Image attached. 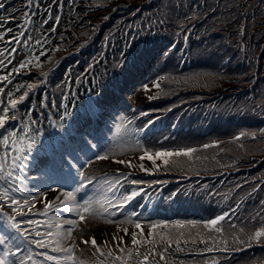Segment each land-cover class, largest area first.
<instances>
[{"label":"trees","instance_id":"1","mask_svg":"<svg viewBox=\"0 0 264 264\" xmlns=\"http://www.w3.org/2000/svg\"><path fill=\"white\" fill-rule=\"evenodd\" d=\"M2 2L8 12L4 14L5 17L12 13L13 17L19 20V24L11 22L4 29L0 28L4 35L8 33L9 28L12 31L19 29L28 32L34 26L32 17L36 18L35 47L34 50L24 53L22 62L30 61L25 67H32L41 76L49 73L52 66H61L50 80L57 96L63 99L67 96V100H63L64 104L74 105L85 117L89 97L102 106L107 103H118L121 99L120 92L127 90L130 83L140 75L147 60L156 55L166 61V66L159 72L154 68L155 74L160 72L166 74L170 80L168 86L176 88V92L185 91L187 94L185 93L183 98L195 103L189 104L179 127L180 131L169 134L167 127L166 136L154 135L145 138L143 142L146 147L159 149L197 143L201 136L198 125L202 119V110L209 108L212 112L213 109L218 113V120H224L225 123L220 127L221 124L213 120L214 123L208 128L213 135H219L216 139H225L224 142L208 151L198 152L194 158H187L188 160L186 157H174V165L185 166L190 172L208 175L217 168L233 167L236 161L234 155L238 149H242L247 156L256 155L257 165L238 174L228 193L230 194L235 185L240 191L251 190L256 179L264 178V0H2ZM25 5H31L32 8L25 11L22 9ZM62 9L58 36L52 37V26ZM16 11L19 13L16 14ZM2 15L0 11V16ZM241 29L243 35L238 31ZM177 36L187 37L188 44L180 38L182 42L178 49L170 51V44ZM220 40L223 42L218 43ZM145 47L149 49L144 50ZM5 48V52L11 49L9 46ZM223 50L225 52L229 50L230 54L233 52L235 60L229 64L225 63L226 54ZM181 54L191 63V67L184 72L178 70V58ZM30 80L28 78L19 81L20 88L11 91L12 98H18L26 92ZM70 84L72 89L68 92ZM210 94L213 96L211 101L203 102L202 106L200 103L197 104L205 95L210 98ZM38 98L41 102V96ZM46 99L51 100L50 97ZM167 106L157 103L152 108L164 109ZM205 121L203 119L202 124L205 125ZM127 122L128 117L125 116L123 128L135 133L137 122L133 120L131 125ZM243 131L255 133L256 136L253 138L248 135L240 142L233 143V135ZM135 135L139 137L138 134ZM165 140L167 142L163 143ZM252 166L253 164H248L245 167ZM245 180L246 185H241ZM212 186L206 185L193 191L191 204L187 205L190 210L184 211L193 214L186 219L178 218L184 222L183 226H174V223L165 216V207L161 208L162 216L158 222H164L167 227H157L156 235L157 230L162 228V236L172 234L177 240H183L187 248L192 250L197 237L209 239L212 245H221L220 241L229 231L239 235L241 227L251 231L264 225L262 189L260 194L254 195L253 203H249V200L244 203L245 207L248 205L249 210L254 209V213L249 217L250 223L240 222L242 217L238 221L226 223L224 235L204 229L206 218L211 212L208 206L214 195ZM213 203L215 204L214 200ZM244 213L245 211L242 212L243 215ZM249 214L247 212V215ZM252 220L255 221L251 223ZM189 221H198L199 224L193 226L187 223ZM230 224H235L236 228L230 229ZM181 233L184 237L180 235ZM160 237L161 235L155 239ZM241 238L246 239L245 236ZM232 246L236 245L229 238L228 247ZM206 258L196 257V264H204ZM183 260L184 264L189 262L194 264L189 261L190 256ZM223 264H264V246L235 255Z\"/></svg>","mask_w":264,"mask_h":264},{"label":"snow or ice","instance_id":"2","mask_svg":"<svg viewBox=\"0 0 264 264\" xmlns=\"http://www.w3.org/2000/svg\"><path fill=\"white\" fill-rule=\"evenodd\" d=\"M5 5L0 0V9H4ZM0 20H6L5 17H0ZM12 30L9 28L8 32ZM240 35H243V30H238ZM4 38V34L0 33V39ZM14 50V49H13ZM3 53L0 52V56ZM3 63V61H0ZM28 62H22L20 64L19 69H13V71L18 72L20 69H23ZM0 80H8L7 76L0 77ZM159 88V84L155 85ZM28 89H33L35 85L29 84ZM2 91V89H0ZM145 91H148V88L145 87ZM9 102L8 107L3 108V114H0V129H5L8 122L17 120V115L13 112L12 115H9V111L17 109L18 105H20L24 100L28 98L29 93L26 91L18 98H12V94L8 93ZM154 96H149L148 99H155ZM64 100H67V96L64 97ZM56 107L55 103L52 105ZM65 109H67V103L62 105ZM67 112H65V115ZM141 115H147L146 113H141ZM32 124L38 123V121H31ZM129 123H131L129 121ZM30 128L24 131L23 136H18V133L13 131L9 133V135L3 136L2 140H0V144H2L6 149L9 147V142L11 141V151L15 153L12 156L11 166L6 165L8 152L5 151L3 155H0V180L5 181L8 187L0 186V213H3V209L5 205L8 209H10L11 214L4 213L0 215V221L3 222V226L6 229V233H0V245L4 246V251L0 252V264H83L77 260L75 256V243H72L69 246L70 241L74 239V232L79 229L81 223L85 225L88 224L89 221L94 220H102L104 224H117L118 230L122 231L125 235L131 236V244L132 250H128L123 247L124 241L122 238L117 236H113V240L118 241L116 245V250L120 253H126L127 256L124 255H114V251L112 249L105 250L107 241H104L105 248H102L100 243H98L97 239L93 235L91 237V245L94 249L93 255L97 256L98 254V264H106L105 260L99 259V257H109L111 258V264H129V261L133 257V253L135 256L139 258L143 256L142 260L137 259V264H149V255L143 254L139 251V247L147 244H152L154 247L158 243L155 239L156 237V228L157 227H167V224L164 222H156L150 225L151 231L149 236L151 237L147 241L143 238V229L142 225L138 221H133L131 217L127 219L115 221L110 219V217H115L117 213L115 211H109V209H125L129 202L133 201L137 196L140 195V190L133 188L130 192L125 193H116L117 185H120L121 182L117 178L115 180H105L103 183L107 185L106 191L113 193L116 196L115 199H111L108 197H104L99 200L93 199H85L83 203L77 202V193L85 188L86 185L81 183V185L76 189L75 192H62L60 196H57L54 201H49L45 197L44 210L39 213L41 216L48 217L46 220H37L33 218H24L26 216V212L24 211L27 208L28 212H31V209L35 206L32 204V201L36 200L37 197L35 195L28 197H24L23 199H18L13 193L18 191V187L14 185V182L19 180V173L15 170H23L24 160L27 159V154H31L39 145L37 144L36 139H33L29 135ZM42 135V133L40 134ZM251 135L255 138V133H244L241 132L239 136L235 137L237 141H240L243 137ZM95 146V145H93ZM214 144H205V148L214 147ZM243 146V145H241ZM42 151L45 152L46 155L50 156V160L48 161V165L53 169H60L62 162L64 160V153L60 150L59 142H54L50 145L44 146ZM197 149L195 148H184L178 151H158L150 153L145 150L143 155L140 156V160H150L152 164L155 166L156 161L163 160L165 165L170 163V158L172 157H191L193 153H195ZM98 159L103 161L108 159L105 155L98 156ZM117 163L125 164L127 167L132 168L136 167L130 161L119 160ZM72 167H76L72 165ZM138 167L143 171H150L146 169L143 164H139ZM77 173L79 174L81 181L87 180L89 184L92 183L91 178L86 177L84 172H82L79 168H77ZM127 179V176L125 177ZM129 183L132 185H138L141 183L139 180H129ZM122 187V185H121ZM50 191H57L54 188H50ZM23 196V193H20ZM175 195V194H173ZM63 197V200H61ZM56 201H60L57 203ZM264 203V201H262ZM52 209H60L65 212L73 213L78 219H65L60 216H50V210ZM136 213H132V216H136ZM225 215L217 216L215 219H211L204 224V227L208 229L210 232L215 231L217 233H221L224 235L225 230L223 228L217 227L220 222L225 220ZM135 229L140 230L139 234L137 232H129V229L126 227H122L124 224H133ZM176 226H183L184 222L176 221L174 222ZM188 224L193 226L199 224L198 221H189ZM35 225L36 227H25V226ZM47 226L45 231L38 230L41 226ZM235 224H230V229H235ZM239 235L229 231L227 235H224V238L220 241V244L223 245L222 251H229V238L232 239L233 243L237 246L236 248L231 249L232 251L242 250L243 245L251 246L252 243H264V225L255 228L251 231H246L244 227L239 229ZM199 235V233H198ZM241 236H245L246 239H242ZM161 241L167 240L169 243L175 241L178 243L176 236L172 234H168L166 237L161 236ZM14 242H17L14 244ZM201 242L204 241V238L201 237ZM83 243L88 245L89 241L84 240ZM35 246L36 249H47L50 250L51 253H55L56 255L48 254V252H33L31 246ZM16 248L17 251H13V248ZM27 249L25 254L19 255V252ZM208 251H212V248H208ZM149 252H152V249H149ZM159 254V253H157ZM43 256V261L36 259L34 257ZM161 260H165L163 254H159ZM10 257H12L10 259Z\"/></svg>","mask_w":264,"mask_h":264},{"label":"rangeland","instance_id":"3","mask_svg":"<svg viewBox=\"0 0 264 264\" xmlns=\"http://www.w3.org/2000/svg\"><path fill=\"white\" fill-rule=\"evenodd\" d=\"M222 42L223 41L220 40L218 43H222ZM223 53L226 54V56H230L232 59H235V54L233 52L230 54L229 50L227 52L223 50ZM2 58L3 56H0V61H2ZM162 79H163L162 77H159L153 80L148 85H141L140 87L134 88L132 90L133 94L131 96L134 101V107L136 108L137 111L145 110V103H147L150 100L148 99L149 96H158V93L161 91L160 85H161ZM157 83L159 84V88L155 86ZM145 87L148 88V91H145ZM139 147L140 146L137 140L134 138V135L130 130L121 131L120 133L115 134L112 144H108L106 148L98 152L96 158H93V159L90 158L86 163L80 165L81 170L82 172H84L85 176L89 178L95 175H104V176H108V178L110 179L112 178V176H114L113 180H115L116 178L115 173L118 169H128V171L138 172V173L142 171L143 174L150 175L153 171L159 170L165 165L163 160H159V159L156 161L155 166L152 164L150 160H147V159L140 160V156L143 155L142 151L146 150V148L141 149ZM100 155H105L108 157V159L101 161L98 159V156ZM119 160L130 161L133 165H136V167L129 168L125 164L117 163L116 161H119ZM139 164H143L144 167L146 169H149L150 171L141 170L138 167ZM50 171H53V168L50 169ZM92 190L90 192H93ZM80 195H83V193H81ZM98 197H99V194L98 192H96L92 195L87 196V199L97 200ZM77 202H79V200H77ZM148 215H146V217H149ZM73 219H78V218L74 216ZM110 219H113V217H110ZM88 224L95 226L96 230L101 235L103 242L107 241L109 238H113V236L114 235L116 236L119 232V230L116 229L117 224H107L106 225L100 219L89 221ZM88 232L89 231H87L86 225L84 223H81V225L79 226V229L75 231L73 234L74 235L73 241H70L68 243L72 244L77 241L80 244L81 240L86 238ZM112 232H115L117 234L113 235ZM158 236L159 235H158V230H157L156 237ZM150 238L151 237L149 236L147 240ZM151 253H154V250H152ZM151 253L148 250L144 254H148L149 256H151ZM140 259L142 260L143 256H141Z\"/></svg>","mask_w":264,"mask_h":264}]
</instances>
